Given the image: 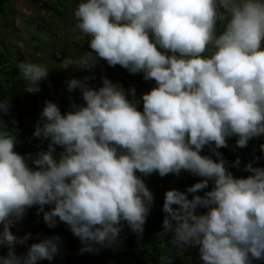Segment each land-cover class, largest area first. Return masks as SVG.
Returning <instances> with one entry per match:
<instances>
[{
	"label": "clouds",
	"instance_id": "9594fccd",
	"mask_svg": "<svg viewBox=\"0 0 264 264\" xmlns=\"http://www.w3.org/2000/svg\"><path fill=\"white\" fill-rule=\"evenodd\" d=\"M73 15L89 51L66 58L64 68L91 71L104 61L155 86L142 95L141 111L128 98L134 88L126 92L107 77L98 88L88 83L94 77L72 78L68 90L79 89L83 103L62 114L45 101L32 135L48 144L35 155L15 151L17 137L3 119L11 101L0 99L7 126L0 128V245L10 249L0 264L59 254L58 236L31 244L24 257L12 251L32 235L17 237L11 227L33 206H50L45 223L68 225L82 250L111 245L122 222L142 236L154 201L142 177L182 171L201 179L165 192L157 235L171 234L165 240L174 249L197 247L203 264L264 260V167L248 164V176H234L218 151L229 137L243 148L264 136V0H80ZM18 68L33 94L50 72L42 63ZM205 146L217 159L201 154ZM172 260L160 257L161 264Z\"/></svg>",
	"mask_w": 264,
	"mask_h": 264
},
{
	"label": "trees",
	"instance_id": "16d2710c",
	"mask_svg": "<svg viewBox=\"0 0 264 264\" xmlns=\"http://www.w3.org/2000/svg\"><path fill=\"white\" fill-rule=\"evenodd\" d=\"M5 0H0V14L5 12V9H1ZM58 1H53L56 5ZM47 13L50 15L56 12L53 6H49L45 1V4L42 5ZM40 31H44L43 28ZM84 42L80 49L79 55L84 52L89 51V38ZM50 47V46H48ZM55 50V51H54ZM50 55H52L53 60L56 63H63V61L68 58L66 53L54 49ZM61 54L62 59L59 60L57 55ZM5 56L0 52V76L3 77L0 80V99H8L11 101V112L8 116L3 117V119H8L12 121L13 119L18 123L19 121L25 118H34L39 119L41 110L38 106L23 105L20 102V99L26 93L24 91V81L20 75L19 68L13 67L11 70L1 67L5 64ZM103 65H107L104 61H99ZM110 72L115 73L116 80L126 92H130L131 89H135V97L133 98L129 95V99H135L140 101L138 107L142 111V95L150 91L154 86V81H145L143 79V74H131L126 69L117 65L115 67H110ZM3 73V74H2ZM91 72L84 70L85 76L91 77ZM53 75L52 79L48 81L47 85H43L46 82V79L40 82L39 87L43 89L44 100H50L53 102L58 101L57 104L61 110V113L70 111V105L75 103L77 105L82 104L81 93L78 91H69L67 85L62 92L59 88V80ZM98 88V86H97ZM62 93L65 95L63 96ZM45 103V102H44ZM43 107V106H42ZM7 127L6 124H0V128ZM11 134L17 137V143L15 146V151L18 153L32 154L35 155L36 152L40 150L47 149V140H39L35 137L32 138V141L28 143V146L25 144V140H21V133L17 130H14L12 126L9 125L8 129ZM237 137L228 138V146L221 148L218 151L222 153L223 158L226 161V166L237 177H246L250 173L247 171L246 166L251 164L252 167H264V151L261 150L260 145L264 144V136L253 138L248 142L246 147L240 148L236 144ZM61 149L57 147V153ZM202 155L211 156L213 159L217 157L210 151L209 146H205L203 149ZM239 161L237 164L236 162ZM148 188L153 193L154 201L151 207L150 213L146 218V223L144 225V232L142 236H138L133 233L126 222H122V231L119 233V236L115 242L111 245H101L93 244L91 250H82L86 246L83 244L78 237L74 236L71 232L68 225L59 222L57 219V224L54 227H48L43 219L44 212L49 210L48 205L45 206V210H41L38 206V210L35 212H40L37 215L39 220H42L43 224L38 230V227H34L36 237L39 241L41 238L46 237H59V254L54 256L53 260L62 261L64 259L71 260L73 264H161L160 257L165 254H169L173 260L172 264H187V262H192L187 255L183 254L181 250L172 248L169 241L171 239V234H168L165 239H161L157 234L162 230V222L165 216L163 212V203H164V194L169 189H177L180 191H186L188 187L198 182L201 178L190 174L189 172L182 171L179 176L174 174H169L164 177L159 176L157 173H153L150 176L142 177ZM211 182L209 184L210 190ZM203 195V191L199 193ZM191 193L188 194L189 199L192 198ZM175 207V206H174ZM198 211L204 212L205 209L198 208ZM29 217L31 220L35 219L34 210L29 211ZM40 232V233H39ZM70 250L71 252H67ZM120 252V253H119ZM196 253L199 254L198 248L196 247ZM194 264H203L201 260L195 262ZM253 264H264V260L253 261Z\"/></svg>",
	"mask_w": 264,
	"mask_h": 264
},
{
	"label": "rangeland",
	"instance_id": "374dc122",
	"mask_svg": "<svg viewBox=\"0 0 264 264\" xmlns=\"http://www.w3.org/2000/svg\"><path fill=\"white\" fill-rule=\"evenodd\" d=\"M46 1H47L49 6H51V7L53 6V8L56 10L54 15L53 14L50 15L49 13L46 14V12L44 15L34 14V15L30 16V21H29L34 26H38L40 24L39 27H43L45 30L43 32L40 30L39 31H31V33L28 35V39L32 43L29 42L27 38H23L25 40L24 42L28 43V45L27 44L24 45V50H25L24 52H27V53H24L23 49H22V52H20L18 44L10 45L9 47L6 46V54H5V58H4L5 64L2 65L1 67H4V68L11 70L10 68H13V67L18 68V65L21 62L27 63L26 61H28V62H32V63H42V64L46 65L50 70L49 75L46 79V82L43 83V85L46 86L48 81H50L51 77H53V75H56L55 77L58 78L59 81L65 82L67 85V82L69 80H71L72 78H77V79L84 78L85 77L84 70L69 67L68 70L72 72V77L70 75V78H69V76L68 75L66 76L64 73L62 75H60L58 73V71L56 70L58 64L53 60L52 55H50V51H51L50 49L54 50V49H57L58 47L63 48V38H60L61 36H60V32H59V28L62 26L65 28L67 36L72 34V32L68 28L77 32V38H79V39H77L78 44H83L87 40L86 39L87 37L83 36L82 33H80L78 30H75V19H74L73 11L76 8L77 4L80 2V0H60L57 2L56 5L53 3L52 0H46ZM17 3H18L17 0H5L1 9H5V15L6 16L8 14L10 15L11 14L10 9L13 6H15L14 8L16 9L18 6ZM23 8L24 7L22 6V9ZM11 18L12 17H10V19L8 18L7 20H8V22L11 23V25L13 27L20 29L21 24H24V26H25V22L19 23V21L16 22V20L11 19ZM65 20H66V24L64 23ZM26 22H28V20ZM9 25L10 24L8 23L7 26H9ZM48 25L49 26L51 25L53 27L52 31L49 30L50 32L47 31V29H46V26H48ZM5 32H6V30H0V33H2L3 36H4ZM48 46H50V47H48ZM75 47L77 49H76V52L74 53V55L72 56V58H78L79 57L78 51H79L80 46H75ZM81 47H82V45H81ZM70 51H72V50H70ZM47 53H49V54H47ZM8 66H10V68H8ZM62 66H64V65H62ZM90 72H91L90 73L91 77H94L88 81V83L91 87L97 88V86L98 87L102 86V79H101L102 77H107L113 83H116L115 80H116L117 75L115 73L110 72L108 65H103V64L98 62L97 66L94 69H92ZM60 84L61 83H58L59 88L63 92L65 87H61ZM73 91L80 92L79 89H75ZM62 95L64 96L65 94L62 93ZM20 102L23 105H30L32 107L42 104V102H45L44 96H43V89H41L39 92L34 93V94L26 92L23 95V97L20 99ZM56 103L58 104L59 102L56 101ZM142 107H143V104H142L141 108ZM4 120L7 122V125L14 127L17 131H19L21 133V135L24 137L23 140H25V142H26L25 144L28 146V141H30V140L32 141V138H33L32 133L34 131V126L36 124V120L26 118V119L19 121L18 123H15V124H13L12 121H9L8 119H4ZM0 124H5V123L0 122ZM44 208H43V210H45ZM32 210H34V215H35V219H33V222L32 221L26 222L24 220V217H23L21 220L17 221L15 224H13L12 228L21 230V229H23V227H25L26 225L31 224V223H33L36 227H38L39 225H42L43 224L42 220H39L37 218L38 217L37 215H39L41 211L35 212L36 210H38V207L33 206L31 209L28 210V213H29V211H32ZM197 212L201 213V211H198V210H197ZM40 227L41 226L38 227V230L40 229ZM12 232L17 237H24L25 236V235L19 234L17 232H14V230H12ZM30 238H34L33 235H31ZM77 239H79V238H77ZM12 247H13L12 251L15 253L16 256L24 257L27 255L28 250H27V248L24 247V243L23 244L17 243L16 245H14ZM65 251L71 252L70 250H66V249H65ZM8 254H9V251L7 250L6 245H0V256H7ZM55 261H54V264H73V263H70L69 259H64L62 261H56V262ZM43 262H48V264H53V263H51V261H48V260H44ZM43 262H41V263H43Z\"/></svg>",
	"mask_w": 264,
	"mask_h": 264
},
{
	"label": "crops",
	"instance_id": "0c3cea01",
	"mask_svg": "<svg viewBox=\"0 0 264 264\" xmlns=\"http://www.w3.org/2000/svg\"><path fill=\"white\" fill-rule=\"evenodd\" d=\"M45 1L46 0H17L18 6L16 9L14 8L15 6H13L10 9V13H11L10 15L8 14L6 16L5 12L0 14V30H6V32L4 33L5 37L2 35V33H0V52L4 56L6 54V46L9 47L10 45H14V44H18L19 45V51L22 52V49H23V52H24L25 51L24 45H26V44L28 45V43L24 42L25 40L23 38L28 39V35L31 33V31H39L41 28H43V27H39L40 24L38 26H34L29 21H30V16H32L34 14L44 15L45 12H46V14H48L47 11L44 8H42V5L45 4ZM52 1H60V0H52ZM22 6L24 7L23 9H22ZM10 17H12L11 19L16 20V22H18V21H19V23L25 22V26H24V24H21L20 29L13 27L11 25V23L8 22V20H7L8 18L10 19ZM27 20H28V22H26ZM66 20L64 21L65 24H66ZM8 23L10 24L9 26H7ZM52 28L53 27L51 25L46 26L47 31H49V30L52 31L53 30ZM68 29L72 32V34L69 36H67L66 30L63 26L59 28V32H60V36H61L60 38H63V48L58 47L57 50L61 51L63 53H66L68 55V58H72V56L74 55V53L76 52V49H77L75 46H80L79 51H78V53H80L81 45H83L84 43L78 44L77 39H79V38H77V32L74 30H71L70 28H68ZM28 41L31 42L29 39H28ZM50 50H51L50 51V54H51V52L53 50L52 49H50ZM70 50H72V51H70ZM24 53H27V52H24ZM47 54H49V53H47ZM57 58L59 60H61L62 55L58 54ZM26 62L28 63V61H26ZM57 64L58 65H57L56 70L58 71V73L60 75H62L64 73L66 76L68 75L69 78H70V75L72 77V72L69 71L68 68H64V66H62L63 63H57ZM8 68H10V66H8ZM2 79H3V77L0 76V80H2ZM59 83H61L60 84L61 87H65V85H66L65 82L59 81ZM36 106H38V105H36ZM39 106L41 109H43L41 106H44V102H42V104H40ZM8 127H9V125H8ZM12 128L14 130H16L14 127H12ZM23 139H24V137L21 135V140L24 141ZM29 142L30 141H28V143ZM24 220L26 222H29V221L33 222V220H31L29 217L28 211L24 215ZM34 227H36V226L33 223L26 225L21 230L14 229L11 227V231L14 230V232H17L19 234L26 235L28 233H31L33 235L34 238L29 237L26 240V242L24 243V247L27 248V250L29 249L31 244L39 242V241H37L38 238L36 237V235H38V234L33 232L35 229ZM6 247H7V250L9 251L10 250L9 246L6 245ZM182 252H183V254L187 255L188 258L191 259V261H192L191 263L187 262V264H194L195 262L200 260L199 254L196 253V247H185V249ZM43 261L44 260H40V261H37V263L38 264H48V262H43ZM54 261L55 260L52 259L51 263L54 264ZM41 262H43V263H41ZM70 263H72L71 260H70Z\"/></svg>",
	"mask_w": 264,
	"mask_h": 264
}]
</instances>
